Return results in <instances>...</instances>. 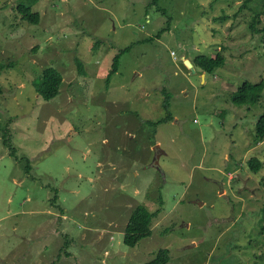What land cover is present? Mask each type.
Returning <instances> with one entry per match:
<instances>
[{
  "label": "rangeland",
  "instance_id": "374dc122",
  "mask_svg": "<svg viewBox=\"0 0 264 264\" xmlns=\"http://www.w3.org/2000/svg\"><path fill=\"white\" fill-rule=\"evenodd\" d=\"M151 1L0 0V264H264V87L232 101L264 82V0ZM139 205L156 216L128 247Z\"/></svg>",
  "mask_w": 264,
  "mask_h": 264
},
{
  "label": "trees",
  "instance_id": "16d2710c",
  "mask_svg": "<svg viewBox=\"0 0 264 264\" xmlns=\"http://www.w3.org/2000/svg\"><path fill=\"white\" fill-rule=\"evenodd\" d=\"M158 0H152V3H156ZM249 0L246 1V3ZM245 3V4H246ZM19 13L21 18L28 21L31 24L37 25L39 23V13H34L30 6L19 5ZM251 29L255 31L253 23ZM225 62L222 55L216 57H207L204 55H198L193 58V65L206 74H213L215 70L221 67ZM80 71L84 72L81 63H78ZM113 71H117V58L115 59ZM85 73V72H84ZM62 82V75L60 72L52 67L44 68L42 75L39 79L34 81L36 91L45 100L53 99L59 92V86ZM264 87V82L259 81L251 83L249 81L243 82V84L233 93L232 101L237 105L254 104L260 98L261 91ZM256 139L261 141L264 139V112L258 117L255 122ZM4 132V131H3ZM5 133V132H4ZM2 133L1 137H5ZM4 143V142H3ZM5 145V143H4ZM251 172L257 173L261 169V162L252 158L248 162ZM156 216V213H150L145 207L139 205L133 209L129 215V218L124 227L123 243L128 247H134L141 239L150 237L151 235V222ZM169 259L168 251L161 249L157 252L156 256L146 264H167Z\"/></svg>",
  "mask_w": 264,
  "mask_h": 264
},
{
  "label": "water",
  "instance_id": "95a60500",
  "mask_svg": "<svg viewBox=\"0 0 264 264\" xmlns=\"http://www.w3.org/2000/svg\"><path fill=\"white\" fill-rule=\"evenodd\" d=\"M185 61H186V60H185ZM185 61H184V63L187 65V67H188V68H191V66H192L191 63H188L187 61H186V62H185Z\"/></svg>",
  "mask_w": 264,
  "mask_h": 264
},
{
  "label": "crops",
  "instance_id": "0c3cea01",
  "mask_svg": "<svg viewBox=\"0 0 264 264\" xmlns=\"http://www.w3.org/2000/svg\"><path fill=\"white\" fill-rule=\"evenodd\" d=\"M185 60H187L185 57H183V62L185 61ZM192 65V64H191Z\"/></svg>",
  "mask_w": 264,
  "mask_h": 264
}]
</instances>
